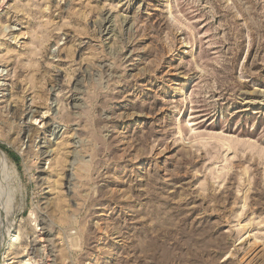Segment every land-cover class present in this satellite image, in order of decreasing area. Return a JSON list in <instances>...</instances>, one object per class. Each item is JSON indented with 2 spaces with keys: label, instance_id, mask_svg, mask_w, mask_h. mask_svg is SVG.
Segmentation results:
<instances>
[{
  "label": "rangeland",
  "instance_id": "obj_1",
  "mask_svg": "<svg viewBox=\"0 0 264 264\" xmlns=\"http://www.w3.org/2000/svg\"><path fill=\"white\" fill-rule=\"evenodd\" d=\"M3 244L264 264V0H0Z\"/></svg>",
  "mask_w": 264,
  "mask_h": 264
},
{
  "label": "bare ground",
  "instance_id": "obj_2",
  "mask_svg": "<svg viewBox=\"0 0 264 264\" xmlns=\"http://www.w3.org/2000/svg\"><path fill=\"white\" fill-rule=\"evenodd\" d=\"M2 187V186H1ZM42 238V237H41ZM40 242H42V239H39ZM43 243V242H42ZM44 246H42L41 248V255L42 257L44 256ZM10 248L6 247L4 244L0 246V264H14L15 262L12 261V257L10 256V253L9 250ZM42 259V258H41ZM30 259L27 258L25 260H23L22 262H20L19 264H32L31 262H29Z\"/></svg>",
  "mask_w": 264,
  "mask_h": 264
}]
</instances>
